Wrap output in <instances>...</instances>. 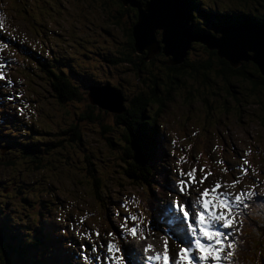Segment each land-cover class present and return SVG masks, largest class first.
<instances>
[{"label": "rangeland", "instance_id": "obj_1", "mask_svg": "<svg viewBox=\"0 0 264 264\" xmlns=\"http://www.w3.org/2000/svg\"><path fill=\"white\" fill-rule=\"evenodd\" d=\"M54 1L59 4L55 8L61 11L59 18L61 17L63 23L61 31L64 33H59L57 39L51 41L47 36L44 38L42 31L44 28L58 30L57 23L60 21L42 20L39 12L41 9L37 8L39 4L35 0H0V26L6 34L0 37V63L7 62L3 68L4 78L0 79V157L8 155L13 142L29 141L27 132L36 138H48L51 135L65 140L64 144H67V147L54 155L53 165L49 170L43 171L45 178H30L37 186L33 191L36 194L35 198L45 201L46 206L51 202V208L55 207L46 224L49 234L60 239L57 248L61 236L56 231L67 229L64 231L66 237L74 243L70 248L72 252L81 256L82 264H101V258L104 264H126L125 256H121V261L110 260V255L100 247L102 241L100 234L98 237L92 235L89 238L87 235L77 233H95L114 228L116 220H121L116 215L118 205L125 200L137 204L147 190L151 191L147 188L143 191V188L131 185L124 186L120 181L122 176L118 174L119 167L113 168L117 161V153L120 151L118 144H121V135L124 133L122 125L116 124L114 114L124 113V117L131 121L139 111L135 108L137 105L143 108L146 115L149 112L155 113L152 115L157 123L156 131L163 142L162 145L158 144L161 158L156 172L157 178L162 180L163 184L160 191L154 192L161 198L166 197L162 205H170L173 216L176 217L177 208L171 202L177 198L166 190L164 178L166 176L167 180L174 184L178 178L177 172L181 169L184 172H188L190 168L196 169V183L190 189L191 194L186 197L189 200L198 196V189L211 187L218 180L223 185L218 191L235 194L241 189L250 190L255 182L256 195L264 193V89L256 87L257 92L254 94L248 92L244 89L251 88L247 81L239 76H226L224 69L225 67L228 70H244L245 76L249 79H257L258 76L264 83V77L252 60H239L237 68H233L225 50L207 43L211 49L208 48L202 38H189L195 34H187L181 24L179 26L183 34L179 43L171 50L164 48L160 43L159 30L152 33L156 40V48L152 49L153 57L147 59L146 50L139 51L134 47L132 32L138 21V13L129 5L124 6L117 0ZM136 1L143 6L149 0ZM262 1L264 0H201V10L211 9L216 14L215 18H211L212 22L231 34L234 32L233 25L244 28L245 23L249 21L248 18L242 20L245 17L234 19L235 11L239 12L236 9L264 5ZM1 2L6 5L2 6ZM54 6H56L54 3L49 5ZM122 7L135 11L136 16L129 18L131 23L133 22L132 25L126 20L125 14L121 13ZM192 16L194 21L202 23L196 18L195 13ZM258 16L264 17V10L258 11ZM172 28L174 32L177 31ZM67 32L72 33L75 40L63 49V45L68 41L63 40L62 35H66ZM207 33L214 39L219 38V33H214L211 29H208ZM146 37L145 35L144 41ZM186 44L188 49L185 56L177 62ZM248 44L257 45L256 42ZM50 45H55L56 50L62 48L63 51L56 55L66 58L67 62L75 65L79 74L96 82L94 86L79 82L85 86L83 93L78 88V79L74 77L75 80H71L81 99L73 98L60 103L58 94L50 82L37 76L38 71L33 61L22 58L21 52L25 48L38 52L39 49L48 48ZM175 47L177 50L173 51ZM247 54L253 56L254 53L248 51ZM231 55V58L235 59V53ZM69 56L73 58L70 59ZM206 64L212 68L204 69ZM178 70H184V75L178 77L176 74ZM205 76L209 79L204 78ZM57 89L58 87L55 90ZM90 89L94 90V96L107 93L115 104V110L109 111L100 108V105H91L89 100H92V97L90 99L88 97ZM28 93L33 95L32 100ZM154 93L159 94L155 97L160 96L162 104L148 101ZM63 98H67V95H63ZM100 102L103 104L104 100L101 98ZM133 103L136 111H131L133 116L128 117V111L125 109ZM89 114L91 121L83 118ZM94 116L98 119L93 120ZM102 125L105 127L102 128ZM70 128H74L75 132H66ZM5 132L16 136L11 138L10 144L7 145L2 135ZM144 132L149 135L150 129ZM75 133L81 137L79 144L85 147L79 146L74 140ZM246 151L250 152L247 157L244 156ZM88 154L92 157L88 159L93 162L89 169L94 167V177L100 180L99 200L90 191L93 190L92 178H89L90 175L84 170L85 164L80 161ZM181 156L184 160L178 165L177 160ZM10 158L21 163L26 161L20 156ZM240 158L248 161L247 165H243L248 168L247 175L238 171V167L242 165ZM216 161L223 163L217 164ZM201 167L205 172L210 170L212 173L203 185L199 183ZM224 167L229 171H222ZM6 171L11 173L10 168L0 167V179H6ZM71 173L77 174L74 182L69 179ZM236 177H239L240 184L232 187L231 181ZM45 180L53 181L54 188L50 192H55L56 189H60L61 192L49 193V197H46V193L41 192ZM120 182L118 186L116 183ZM144 187H147V184L144 183ZM165 191L167 195L164 196ZM19 193L15 194V199L19 197ZM22 207V210H10L13 213L0 210V225L5 226L8 231L5 233L17 235L20 239H23L22 229L28 219L23 218L20 225L19 216L29 215L25 213L28 207L23 205ZM45 209L46 207H43L39 211L44 212ZM261 209H264V205L258 200L254 206L241 210L245 216L253 218L261 226L264 224V211H260ZM194 212L195 209L193 215ZM182 215L180 213L181 218ZM12 217L15 224L9 222ZM241 219L243 218L237 217L236 227L232 231L241 226ZM39 221L45 223L44 220ZM191 222L195 226L194 220ZM253 235L256 240L259 239L256 230L253 231ZM169 237L172 239H168ZM90 239L92 245H89ZM109 240L111 239H105L103 242L106 244ZM165 241L168 254L174 259L178 247L173 232L169 230L159 229L151 237L141 240L140 247L143 250L144 246L151 245L148 253L154 255L157 252L155 250L164 252ZM78 245H84L82 251ZM252 245L254 250L258 244ZM93 246L97 251H91ZM34 249L31 246L28 252L31 253ZM262 250L264 242L258 252ZM48 253H45L43 248L31 264H43L42 256ZM97 253L98 259L95 258ZM190 259L191 264H199L194 253ZM256 264H264V257L258 259Z\"/></svg>", "mask_w": 264, "mask_h": 264}, {"label": "trees", "instance_id": "obj_2", "mask_svg": "<svg viewBox=\"0 0 264 264\" xmlns=\"http://www.w3.org/2000/svg\"><path fill=\"white\" fill-rule=\"evenodd\" d=\"M39 5L37 8L41 9L40 15L44 19H49L50 21H60L58 22V30L54 29H43L44 38L47 36L52 41L53 39H57L59 33H64L61 31L63 23L61 22V17L59 18L61 11L56 9L58 3L54 0H35ZM119 3L121 0H117ZM264 3V1H262ZM55 4L54 7H49L50 4ZM201 5V0H199ZM121 4V3H120ZM1 5L4 6L6 3L1 2ZM47 8H49L47 12ZM202 9V7H201ZM123 14L126 16V20L129 21V24H133L130 21V17H135V11H132L127 8H121ZM239 12L235 11L234 19L245 17L243 19H247L249 21L254 20L258 25H264V17L258 16V11L264 10V5L258 4L257 7H253L248 9L244 6L242 9H236ZM253 10V11H250ZM203 11V10H201ZM131 13L130 15H126V13ZM212 12L211 9L208 8V11ZM120 14V13H119ZM247 14V15H246ZM216 17V14L214 18ZM194 18V17H193ZM239 22V21H238ZM47 21H44L46 24ZM62 23V24H61ZM6 36L4 29L0 26V37ZM63 40H67L68 42L63 45V49L67 46L71 45L75 40V36L67 32L66 35H62ZM59 43L57 45L59 46ZM55 45H50L48 48H41L38 52H33L31 48H25L23 52H21L22 58L24 60L33 61L38 71V75L40 77L45 78L53 87V90L58 94L59 102L69 101L73 98H79L80 94L76 92V88L72 85L71 80L76 77L78 79V88L81 92L84 93L85 86L80 85L79 82L87 84L89 86H94L95 81H91V79H87L88 77L85 75H81L76 71V67L73 63L67 62L66 58L57 56L58 52L63 51L62 48L59 50L54 49ZM38 49V48H37ZM66 51V50H65ZM72 59V56H69ZM186 61V60H185ZM223 66V65H222ZM224 67V66H223ZM212 66L206 64L204 69H210ZM225 69L226 76L234 75L241 77L244 81H247L248 84L251 85L250 90L244 88L248 92L254 94L257 92L256 87H261L264 89L263 79L257 76V79H249L245 76L244 70L235 71L232 69ZM176 74L179 76L184 75V70H178ZM258 75V74H256ZM204 78L209 79V77L205 76ZM176 79V78H174ZM75 80V79H74ZM89 82V84L86 82ZM56 87H58L57 90ZM55 88V89H54ZM159 95L158 93H154L152 96L148 98V101L153 102V104H162L161 100L155 97V95ZM30 99L32 100V94L28 93ZM63 95H67V98H63ZM187 98V97H186ZM140 99L138 98V101ZM136 103V102H135ZM133 104H130L129 107H126V111H128V117H132L133 113L131 111H136L133 108ZM137 113L135 114L134 119L129 121L126 117H124V113L114 114L115 122L117 125H122L124 128V133L121 135V144H118V149L120 150L117 153L116 159L117 161L114 163V169L119 167L118 174L122 176L120 180L123 182L125 186H135L145 188L148 190L141 196L140 201L137 202V207H132L134 202L128 201L129 210L135 212L138 215L143 216V234L149 236L152 231L150 227H148L147 223L149 220L156 221L157 217L161 219L159 211V204L161 197L154 191H160L162 188L163 181L157 178L156 169L158 168V163L161 158V153L159 152V145H162L163 142L159 138L158 133L156 131L155 124H157L154 120L155 114L154 112L151 114H145L143 108L140 105L135 107ZM263 112V111H262ZM90 114L87 117H83L86 120H90ZM98 117L94 116L93 120H97ZM91 121V120H90ZM11 125V124H10ZM105 125H102V128ZM150 129V134H146L144 131H148ZM75 129L70 128L66 132L74 133ZM44 132V131H43ZM47 134L49 132L45 131ZM65 133V131H64ZM5 140V144H10L11 138H15L16 136L9 135V133L5 132L2 134ZM42 135V133L40 134ZM63 135V134H62ZM26 136L29 141L22 142H13L11 147V151L8 155L0 157V167L10 168L11 173H5L6 179H0V210L5 212L9 211L13 213L12 209L22 210V205L27 206L26 214L19 216V223L21 225L23 218H27L28 221L25 226H23V239H20L17 235L8 234L5 226L0 225V264H17L18 262L22 264H31L35 257H38L39 252L41 253L44 248V252L47 255L42 256L43 264H82L80 260H77V254L72 252L70 246H74V243L70 241L66 237V232L63 230H57L56 233L60 234L61 242L57 248V242L60 241L59 238L54 237L52 234L48 232V226L46 222L50 218V214L54 212L55 207L51 208V202L46 206L44 204L45 201L40 200L39 198H35L36 194L33 192L37 189V186L34 185V181L30 180V178H38L43 177V171L49 170L50 166L53 165L52 161L55 158L58 152L63 151L67 144H64L65 140L62 138H54L51 135L48 138L45 137H37L31 135L27 132ZM33 136V138H32ZM75 141L79 146L85 147L84 145L79 144L81 141V137L78 133H75ZM73 141V139H70ZM43 145H40L41 143ZM68 142V140H67ZM26 145H29L28 148ZM42 146V148H40ZM11 156H20L23 158L25 163H21L16 159L10 158ZM115 156V155H114ZM113 156V157H114ZM111 157V159L113 158ZM91 155L88 154L87 157L81 159L80 161L85 164V171L90 175L89 178H92V187L93 190L90 189L93 196L98 200L100 198L101 187L100 180L94 177V167L89 169L93 162L90 161ZM30 161H27V160ZM70 170V169H68ZM71 171V170H70ZM99 171V170H98ZM71 177L69 178L74 182L75 176L77 174L71 173ZM86 176V174H85ZM201 178V174H199ZM112 181L115 179L112 177ZM90 180V179H89ZM107 181V180H106ZM116 183L118 186L121 184ZM53 181H44V189L43 193H46V197H49V193L56 194L55 192H61L60 189H56L55 192H50L52 188ZM144 183L147 184V187H144ZM104 187L106 184L103 185ZM19 193V197L15 199V194ZM164 196L166 195V191L163 192ZM164 198V197H162ZM22 204V205H21ZM120 205V204H119ZM118 205L119 217L126 216L128 214L124 208H120ZM10 206V207H9ZM43 207H46L44 212H40L39 210ZM62 209V207H60ZM64 212V211H63ZM66 212V211H65ZM70 213L73 214L72 210ZM15 214H17L15 212ZM1 217V215H0ZM15 217V216H14ZM14 217L9 222L15 224ZM108 218V213L106 214ZM246 217V218H245ZM241 219V226L239 227V232L236 230L232 231L230 235H232V239L238 241V251H236L234 257L232 258L233 264H252L257 263L258 259H262L264 255H262V250L260 253L258 252L264 242V224L259 225L256 220L250 218L248 216H243ZM102 219V217H101ZM39 220H44V222H40ZM121 223V222H120ZM247 228V229H246ZM258 232L259 239H255V235H253V231ZM39 232V233H37ZM108 233H113L114 237L118 242H122L120 238H118L115 234L121 233V224L116 225L112 229H107L106 231L101 230L99 234L102 236H109ZM252 239H255L254 242ZM91 240V239H90ZM89 240V242H90ZM258 241V243H257ZM231 242V241H229ZM253 243L258 244L257 247L253 250ZM90 245V244H89ZM33 246L35 249L29 253L28 249ZM55 248H57L55 250ZM55 250V251H54ZM253 256V257H252ZM251 257V258H250Z\"/></svg>", "mask_w": 264, "mask_h": 264}, {"label": "snow or ice", "instance_id": "obj_3", "mask_svg": "<svg viewBox=\"0 0 264 264\" xmlns=\"http://www.w3.org/2000/svg\"><path fill=\"white\" fill-rule=\"evenodd\" d=\"M181 6L184 9L180 19L181 26L186 30L187 34H195L194 37L190 35L189 38H202L210 46L231 48L240 55L251 51L254 55L264 58V45L257 52L255 47H251L245 43L242 36L230 34L214 24L211 18L215 16V13L201 11L199 0H182ZM193 13H195L196 18L202 23H197L193 20ZM208 29H211L214 33H219V38L214 39L212 36H209L207 33ZM157 30L161 33L160 43L165 48L171 50L177 43V35L171 24L160 20L149 22L147 26L148 35L143 46L153 50L156 48V40L152 33ZM6 63H0V79L4 78L3 68ZM249 154L250 152L246 151L244 156L247 157ZM240 159L242 160V165L238 167V171L243 175H247L248 168L243 165H247L248 161L243 158ZM183 160L184 157L181 156L177 160V164L179 165ZM216 163L222 164L223 162L216 161ZM221 170L224 172L229 171L227 167ZM200 173L201 178L199 183L203 185L212 173L210 170L205 172L203 167H201ZM195 174V168H190L188 172H184L181 169L177 172L178 178L174 184L168 181L166 176L164 178L167 185L166 190L173 197L177 198L171 202L177 208V215L174 219L169 220V224L172 225L169 231L173 232L178 247V251L174 253L175 258L173 259L168 254L167 241L164 244V252L155 253L152 256L147 255L152 246H144L143 251L145 255L142 259L139 258V252L130 243L126 244V246L117 247L111 240L106 244L101 241L100 247L110 255V260L121 261V256H125L127 264H145V262L147 264H158L161 260L163 264H191L190 257L194 253L199 264H233L232 258L239 249L238 241L232 239V235L235 233L232 235L230 233L236 227L237 217L245 216L244 211L241 209L254 206L258 200L264 205V193L260 196L256 195L255 182H253L250 190L245 191L241 189L235 194L218 191L223 188V185L218 180L211 187H203L202 190L198 189V196L195 199L189 200L186 197L191 194L190 189L196 183ZM239 184V177L232 179V187ZM137 206V204L132 205V207ZM119 207L124 208L128 214L120 217L122 234L116 233L115 235L123 241H127L130 237L145 238L143 235V216L130 211L127 200L120 204ZM193 209H195L194 215L192 214ZM260 211H264V209ZM180 213L183 214L182 218ZM116 215L119 216V212ZM192 220H194L195 226H193ZM185 225H187L186 228ZM64 231H67V229ZM236 232H239V228H236ZM77 235H87L89 238L92 235L98 237L99 232L77 233ZM108 235L112 237L114 234L108 233ZM168 239H172V237ZM186 239L190 240V242L185 243ZM202 240L206 242L202 243ZM77 247L82 251L84 245H78ZM91 251L95 252L97 248L93 246ZM117 253L120 254L117 255ZM76 258L80 260L81 256L77 254ZM101 264H104L103 258H101Z\"/></svg>", "mask_w": 264, "mask_h": 264}, {"label": "water", "instance_id": "obj_4", "mask_svg": "<svg viewBox=\"0 0 264 264\" xmlns=\"http://www.w3.org/2000/svg\"><path fill=\"white\" fill-rule=\"evenodd\" d=\"M121 3L124 6L129 5L130 7L135 9L138 13V21L133 27V32H132V36H133L134 44H135L134 47L139 51L146 50L147 59H150L153 57V51L149 47H144L142 45V41H144V36L148 35L147 26L150 21L160 20V21H165L171 24V26L174 27L178 32V33L176 32L175 33L178 36L177 43H179L180 36L183 34L182 29L179 26V24H181L180 23L181 14L184 11V9L181 6L182 0H149L143 6H141V4L137 2L136 0H121ZM233 26H234L233 28L234 32L231 34H237V35L242 36L245 43L251 47H255L257 52L261 50V47L259 46L264 45V26L256 25L254 27L252 26V27H244V28L236 27L237 25H233ZM252 42H256V44L259 46L254 45V44H248ZM208 48L211 49L210 46H208ZM218 48H221V47H218ZM187 49H188V46L186 44V48L184 51L180 52L179 59L177 62L182 60V58L185 56V51ZM221 49L225 50L227 56L230 58L232 62L233 68H237L239 60H252L253 61L252 63L256 66L259 73L262 75V77H264V58H262L261 56L254 55V54L253 56H249L247 52L244 53L243 55H240L231 48H221ZM176 50H177V47H175L173 51H176ZM232 53H235V59L231 58ZM103 93L104 94L94 96V90L90 89V95L88 94L89 99L90 97H92V100H89L90 104L94 106L100 105V108H103L109 111L115 110V104L113 103L112 99L109 97L107 93L105 92ZM101 98L104 100L103 104L100 102Z\"/></svg>", "mask_w": 264, "mask_h": 264}, {"label": "bare ground", "instance_id": "obj_5", "mask_svg": "<svg viewBox=\"0 0 264 264\" xmlns=\"http://www.w3.org/2000/svg\"><path fill=\"white\" fill-rule=\"evenodd\" d=\"M256 25H258L257 24V22H255L254 20H252V21H248V22H246L245 23V25H244V27H254V26H256ZM177 32V31H176ZM181 37V36H180ZM196 43V42H195ZM187 241V239L185 240V242ZM151 253V252H150ZM152 255V254H151Z\"/></svg>", "mask_w": 264, "mask_h": 264}, {"label": "clouds", "instance_id": "obj_6", "mask_svg": "<svg viewBox=\"0 0 264 264\" xmlns=\"http://www.w3.org/2000/svg\"><path fill=\"white\" fill-rule=\"evenodd\" d=\"M117 221V220H116ZM118 222V221H117Z\"/></svg>", "mask_w": 264, "mask_h": 264}]
</instances>
